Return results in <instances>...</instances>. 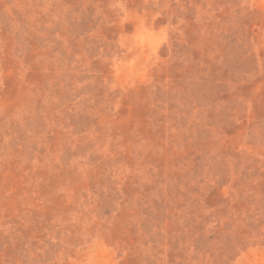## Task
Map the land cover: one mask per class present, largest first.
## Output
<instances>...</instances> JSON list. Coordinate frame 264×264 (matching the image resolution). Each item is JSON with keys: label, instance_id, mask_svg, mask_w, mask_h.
Instances as JSON below:
<instances>
[{"label": "rangeland", "instance_id": "obj_1", "mask_svg": "<svg viewBox=\"0 0 264 264\" xmlns=\"http://www.w3.org/2000/svg\"><path fill=\"white\" fill-rule=\"evenodd\" d=\"M0 264H264V0H0Z\"/></svg>", "mask_w": 264, "mask_h": 264}]
</instances>
